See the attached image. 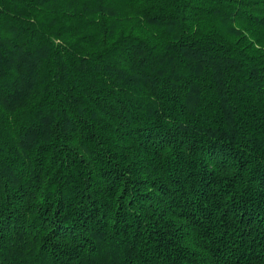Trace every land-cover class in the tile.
I'll return each mask as SVG.
<instances>
[{
  "label": "trees",
  "instance_id": "16d2710c",
  "mask_svg": "<svg viewBox=\"0 0 264 264\" xmlns=\"http://www.w3.org/2000/svg\"><path fill=\"white\" fill-rule=\"evenodd\" d=\"M0 264H264V0H0Z\"/></svg>",
  "mask_w": 264,
  "mask_h": 264
}]
</instances>
